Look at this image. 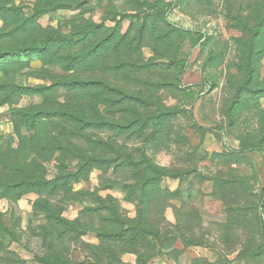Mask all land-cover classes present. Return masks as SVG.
<instances>
[{
	"label": "rangeland",
	"instance_id": "1",
	"mask_svg": "<svg viewBox=\"0 0 264 264\" xmlns=\"http://www.w3.org/2000/svg\"><path fill=\"white\" fill-rule=\"evenodd\" d=\"M153 1L0 0V264H264V0ZM93 24L98 64L11 54Z\"/></svg>",
	"mask_w": 264,
	"mask_h": 264
},
{
	"label": "trees",
	"instance_id": "2",
	"mask_svg": "<svg viewBox=\"0 0 264 264\" xmlns=\"http://www.w3.org/2000/svg\"><path fill=\"white\" fill-rule=\"evenodd\" d=\"M176 0H155L153 2H145L143 6L146 8L147 12L156 14L158 17L162 18L166 22L168 20V14L173 10L175 6ZM26 26H28L26 24ZM23 28V27H22ZM175 31L179 34L181 39V43L185 44L188 43L191 49H197L200 44L205 39V34L201 31H197L194 29H188L185 27H177L173 26ZM105 31V27L103 25H91L86 29H82L77 35L70 34L65 35L61 33H53L41 40V45L33 46L30 48H20L18 50L13 51L11 54H22V53H29L32 51H38L39 55L43 60H46L50 64L60 65L67 71H76L80 68H86L88 64H98L100 60L106 53L108 48V43L111 41L113 37V33H110L106 39L98 41L94 44L91 48L88 47L89 41L91 40L92 35ZM41 46V47H39ZM88 48H91L88 50ZM49 52H52V55H49ZM1 56V54H0ZM184 56V54H183ZM190 54H187L185 58H181L178 60L173 61L176 65L177 71L179 72V80L177 86H179L180 90L182 91L183 101L185 103L189 102L191 105H194L197 101V97L200 95V91L196 90L195 88H201L202 84H197L195 86H182L180 84V78L186 73ZM101 87V91H114L110 88L108 84L98 83V82H91V81H79L73 80L70 83L63 85L67 91H83L90 89L92 87ZM115 92V91H114ZM123 97V95H120ZM127 97V95H124ZM186 111V110H183ZM182 111V112H183ZM175 112V111H174ZM74 116L77 117V113L72 112ZM72 115V116H73ZM259 150L257 148H250L247 151ZM84 163L80 167L79 173L74 174L76 178L80 177L82 172L93 169L96 160L92 158L85 157L83 159ZM152 170V171H151ZM151 173L154 175L153 178L155 179H162L164 177H168L167 172L160 171L156 167L151 168ZM264 201V190L262 193V200ZM263 230H264V223H263ZM142 259V258H141ZM39 262L42 264H49L48 260L40 259ZM140 262V261H139ZM67 264V263H65Z\"/></svg>",
	"mask_w": 264,
	"mask_h": 264
}]
</instances>
